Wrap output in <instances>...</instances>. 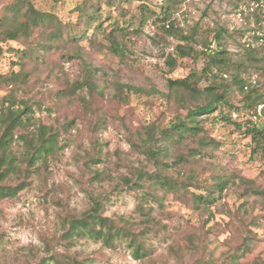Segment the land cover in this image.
Here are the masks:
<instances>
[{
  "label": "rangeland",
  "instance_id": "obj_1",
  "mask_svg": "<svg viewBox=\"0 0 264 264\" xmlns=\"http://www.w3.org/2000/svg\"><path fill=\"white\" fill-rule=\"evenodd\" d=\"M15 1L0 0V18L6 6ZM81 1L31 0L35 8L51 13L61 24L78 22L76 7ZM148 4L155 6L156 0ZM203 4L184 2L190 11L189 22L183 13L177 15V23L187 34L197 27L190 42L197 49L210 38L201 32L200 15L205 14L199 7ZM138 5L137 0L123 4V14L118 13L120 9L102 5L104 18L113 13L122 29L113 31L108 23L99 32L93 33L91 28L88 37L76 45L61 42L58 50L47 49L38 61L21 58L18 50L23 45L15 41L2 44L0 76L21 69L26 77L15 87L0 79V102L13 91L15 106L22 108L23 100L33 109L32 122L53 123L57 128L66 119L72 120L67 131H60L54 154L44 163L36 162L31 184L15 197L0 200V258H5V264H34L46 255V239L56 236L60 240L66 215L81 213L96 199L101 201L105 215L121 217L130 227L135 224L133 230L142 227L143 216L137 209L142 195L151 207L152 220L147 242L152 250L145 257L135 258L124 238L114 241L111 247L90 238H76L69 246L57 243L53 248L67 250L85 264H193L203 259L221 261L242 237L251 234V252L240 257L238 264L264 261V202L250 196L243 204L240 196L248 181L264 189V155L252 151L254 145L233 124L220 120L213 123L211 115L197 117L203 130L196 137H165L161 133L172 121L184 119L187 114V107L170 91L168 79L185 76L189 67L180 58L175 68L168 65L169 56H178L175 46L179 33L174 30L166 34L153 17L141 21ZM207 12L212 20V9ZM41 34V28L35 30V38ZM231 40L221 39L222 46H233ZM216 44L215 41L212 46ZM228 52L232 61L243 59L240 51ZM88 70L93 73L95 90L84 86L72 97L57 93L76 79L82 81ZM255 73L252 86L264 100V76L250 66L239 71L248 82ZM120 84L124 86L122 92H118ZM242 118L248 117L245 114ZM151 124L155 126V139L150 143L163 148L170 163L174 154H187L189 147H195L199 137L218 142L217 146L206 144L208 150L197 167L202 178L209 181L217 174L228 178V187L209 208H196L180 194L155 185L148 187V180L139 187L124 184V177L135 179L137 168L149 173L156 170L154 161L138 146L146 139V127ZM184 169L170 166L167 170L181 178ZM242 204L246 213L240 208ZM189 233L194 235L195 244L202 242V250L191 247Z\"/></svg>",
  "mask_w": 264,
  "mask_h": 264
},
{
  "label": "trees",
  "instance_id": "obj_2",
  "mask_svg": "<svg viewBox=\"0 0 264 264\" xmlns=\"http://www.w3.org/2000/svg\"><path fill=\"white\" fill-rule=\"evenodd\" d=\"M131 1L82 0L76 7L79 11L78 22L61 24L51 13L35 8L31 0H17L6 6L0 18V56L3 53L2 44L8 41L23 45V48L18 50L21 58L38 61L47 49L58 50L61 42L65 46L76 45L78 41L88 37L87 33L91 28L93 33L99 32L105 28L104 24L108 23L113 26V31L120 30L122 28L118 26L117 17L113 13L105 14L104 18L101 13L102 5L120 9L118 13L123 14L125 9L123 4L131 3ZM137 1H139L137 7L141 21L153 17V22L166 34L171 35L174 30L179 33V42L175 46L178 56H169L168 65L175 68L177 59L180 58L181 61L185 60L186 66L189 67L185 76L168 79L170 91L176 95V100L181 105L187 107V114L184 119L172 121L169 127L161 130V133L165 137L175 135L196 137L199 135L198 131L203 130L197 117L211 115L213 123L220 120L233 124L245 137L249 138L250 144L254 145L252 151L264 155V120L260 124H255L249 117V113L263 100L252 83L239 74L241 68L250 66L262 76L264 54L259 50L245 49L242 51V60L232 61L228 56V50L221 43V39L226 38L224 29L221 27H201V32L208 34V37L210 35V38H206L201 48L197 49L190 43L197 32V27L193 26L191 32L187 34V31L179 26L175 17L182 10L184 0H156L155 6L148 4V1L153 2V0ZM38 28L42 29V34L40 38H35V30ZM137 31H139L138 28L135 32ZM215 41L217 44L213 47L212 43ZM69 57L73 56L69 55ZM197 62L201 63L200 67H197ZM229 71L230 74H228ZM25 77L26 74L19 69L16 72L1 75L0 79L15 87ZM202 82L205 84L201 85ZM84 86L89 91L96 89L92 71L88 70L82 81L76 79L57 93L61 97H72L77 89H82ZM123 87L121 84L118 85V92H122ZM15 99V92L12 91L0 102V200L15 197L19 191L31 184L32 176L37 171L36 162L44 163L48 156L54 154L60 131H67L72 124V120L68 119L57 128L53 123L32 122L33 109L23 100H21L22 108L15 106ZM5 102L8 104L5 105ZM224 108L227 113H224ZM245 114L248 118H242ZM233 115H236L235 118ZM154 127L153 124L146 127V139L141 140L138 146L146 152L148 159L154 161L156 170L149 173L143 168H137L135 179L124 177L122 178L124 184L129 187H132L131 185L139 187L144 186L148 180L150 181L148 187L155 185L160 190L180 194L196 208H209L214 199L220 197L222 191L228 187V178L217 174L209 181L208 178H202L201 170L199 171L197 167L201 157L208 150L206 144L217 146L218 142L212 138L207 142L203 137H199L195 147H189L187 154L182 152L174 154L170 163L163 155V148L150 143L155 139ZM19 144L22 149L19 148ZM170 166L185 168L182 172L183 176L175 178L170 175L167 170ZM240 196L244 200L243 204L250 196L259 198L263 203L264 189L248 181ZM139 201L137 209L143 216L141 220L143 226L135 230H133L135 224L130 227L127 220L121 217L105 215L102 203L98 199L93 200L91 206L79 214H67L60 240L56 236L50 240L46 239V255L36 260L34 264H49V261L54 264H85L77 255L67 250L60 251L53 248L57 243H69V246L70 241L76 238L101 241L108 247H111L114 241L124 238L135 258L145 257L152 250V246L147 243L151 230L148 225L152 223L149 212L151 207L148 206L145 195H142ZM243 204L240 208L246 213ZM251 239V234L242 237L232 247L231 252L219 262L203 259L193 264H238L240 257L251 252ZM188 241L193 248L199 250L204 248L201 241L199 245L194 243V235L191 233L188 234ZM0 264H5V258H0ZM259 264H264V261Z\"/></svg>",
  "mask_w": 264,
  "mask_h": 264
},
{
  "label": "built area",
  "instance_id": "obj_3",
  "mask_svg": "<svg viewBox=\"0 0 264 264\" xmlns=\"http://www.w3.org/2000/svg\"><path fill=\"white\" fill-rule=\"evenodd\" d=\"M203 2L199 7L205 15H200L202 27H221L225 37H231L233 46L226 43L228 51L242 52L245 49L259 50L264 54V0H195ZM187 4V0L184 1ZM208 9H212L214 18L208 16ZM183 13L185 21H190V11L183 4V8L176 14ZM231 40V42H232ZM224 76H226L224 74ZM264 76V74L262 75ZM256 73L251 76L250 82L255 83ZM249 117L255 124L264 120V100L257 104L249 113Z\"/></svg>",
  "mask_w": 264,
  "mask_h": 264
}]
</instances>
